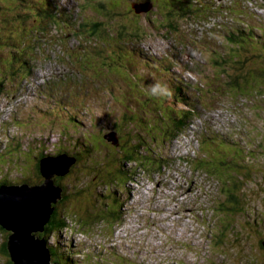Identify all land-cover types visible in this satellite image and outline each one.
<instances>
[{
    "label": "rangeland",
    "instance_id": "obj_1",
    "mask_svg": "<svg viewBox=\"0 0 264 264\" xmlns=\"http://www.w3.org/2000/svg\"><path fill=\"white\" fill-rule=\"evenodd\" d=\"M2 1L0 8L3 13L9 12L7 6H12L11 0H0V3ZM188 1L185 8H191V14L174 15L168 13L165 0H43L53 3L55 11L60 14L52 26L46 25L42 32L31 35L33 39L26 43L22 42L23 38L31 36L23 37L24 34L19 32V22L0 31L1 38L11 44L3 49L1 53L4 56L1 57L16 61L9 67L0 60V64H4L0 65V77L8 75L3 81L5 90L0 92V148L4 149L0 154V181H17L24 173L25 179L42 182L44 176L35 174L37 158H31L30 165L26 167L21 162L25 154L32 152L33 155L42 148L40 151L46 156L55 157L60 155L59 147H69L71 153L75 151L74 147L80 146L78 138L82 137L84 141L81 131L98 133L104 123L109 124L107 117L121 121V113L127 114L123 117L124 127L128 130L131 126L138 128L142 137L137 130L133 138L147 147L151 140L148 127L151 126L154 133L159 126L167 125V110L175 109L173 104L171 108L163 104L155 111L152 104L157 99L158 103H163V99L174 92L186 96L189 101L187 107L194 109L189 111L193 119L183 129L184 135L166 138L163 153H173L168 163L158 172L154 168L149 170L150 174L148 170L137 173V183H131L133 189L129 186L128 190H123V199L130 195L129 204L124 203L129 213L124 218L123 229L116 226L123 221L109 224L115 229L113 240L109 238L106 246L102 243L105 238L100 220H95L93 227L82 225L83 229L72 225V232L67 235L81 244L83 255L88 254L85 259L80 257L82 263L79 264H114L116 261L122 264H176L168 262L173 260L182 264H215L214 261L218 264H264V246L260 242L264 240V101L261 104L264 91L261 93L258 87L231 89L222 74L220 65L223 62L219 59L221 51L232 47L227 36L229 32L233 33L240 24H245L244 21L262 24L259 19L264 18V0H207L201 5L194 0ZM137 4L150 6L136 11L134 6ZM158 15L164 18L168 15L169 19L155 23ZM23 26L33 28L31 22H25ZM249 29L255 30L250 25ZM120 30L126 32L119 35L117 32ZM262 31L264 29L260 28L259 33ZM259 35L258 45L264 46V33ZM247 39V43L252 41L250 36L249 41ZM170 43L182 44L179 49L187 48L190 52L181 56L176 52L178 56L172 58L174 63L171 64L169 59L160 56ZM14 46L21 49V54L10 56L11 52H15ZM250 51L258 56L262 54L256 46ZM154 56L159 60H153ZM17 63L32 67V70L21 78ZM159 67L163 68L162 72ZM253 67V64L244 66L247 70ZM63 72H66L65 76H72L69 77L71 86L58 84ZM41 74H45L49 82H58L45 84V77ZM29 79L40 81L38 90L43 92L46 89L43 93L49 94L50 98L39 97L32 88L27 94H21L23 84H27ZM177 99L180 100L179 97ZM63 104L73 111L78 122H72L65 114L61 118L59 106ZM208 117L227 123L226 134L218 128L211 129V125L207 128L205 120L209 121ZM115 120H110V123ZM39 123L46 126L42 127ZM61 125L69 130L75 143L69 142V135L67 138L60 136ZM195 129L200 133L208 131L209 136H203ZM108 138V142L114 141ZM114 138L117 136L114 135ZM229 140H237L240 144L232 147ZM105 141L101 140L102 143ZM16 145H20V149ZM86 146L91 147V144L86 143ZM80 147H85V144ZM116 147L112 144V149L108 151L117 152ZM103 148L101 145V152ZM226 157L232 158V166L237 162L248 166L247 170H243L239 165L242 173L236 176L241 183L237 192H244L247 198L245 207L243 209V202V210L232 215L233 223L229 228L218 222L219 216L214 213L219 199H224V189L228 190L225 181L233 182L234 179L231 162ZM199 159L211 163L202 165ZM79 163L82 164L80 160ZM101 164L107 166L108 161L103 160ZM257 166L260 171H257ZM77 167L66 173L64 176L69 177L62 182L80 178L87 181L94 175L89 177V174L95 173V167L81 173L76 170ZM243 179L249 181L244 184ZM68 184L65 185V192L70 186ZM230 187L234 188L232 184ZM90 190L92 194L95 190L102 191L101 187ZM74 197H70L73 204H69L66 210H82L80 217L93 204L100 209L103 206L100 199L94 201L89 193H79ZM114 199L110 204L113 209ZM145 226L158 227V238L154 233L145 234ZM217 228L227 231L223 242L220 233L216 236L211 234ZM163 231L167 238H163ZM110 232L111 228L105 234ZM4 236L5 233L0 230V244ZM212 236L215 239L219 236V239L215 241L218 244H211L210 251ZM110 244L115 245L116 251L108 249ZM110 252H115L117 256H112ZM192 252H199L204 258ZM101 255L110 262L94 258ZM1 258L6 260L0 253Z\"/></svg>",
    "mask_w": 264,
    "mask_h": 264
},
{
    "label": "trees",
    "instance_id": "obj_2",
    "mask_svg": "<svg viewBox=\"0 0 264 264\" xmlns=\"http://www.w3.org/2000/svg\"><path fill=\"white\" fill-rule=\"evenodd\" d=\"M165 1H166L167 8H169L167 9L169 14H174V13L191 14V8L189 9L185 8V5L189 3L188 0H165ZM194 1L198 3L199 5L205 4V2L206 3L208 2L207 0L206 1L194 0ZM11 2H12V6H7L10 9L9 12L3 13L2 11L3 9L0 8V11L2 12L0 13L2 15L0 16V20H3L2 22H0V25L4 27V28L0 27V31L5 29V27H12L13 24H16L19 22L21 23V26L19 27V30H20L19 32L24 34L23 37L29 36V35L35 36L37 31L42 32V28H45L46 25L48 27L52 26L53 23H55V21L57 20L56 16L60 15V14H57L58 13L57 11H55V8H54L55 6L53 3L50 4L48 2H43V0H11ZM0 4L2 5L3 1ZM158 5L159 4H157V6ZM162 18L164 17H160L159 15L155 17V20H156L155 23L157 22L159 23V22H162L163 20L169 19L168 15L166 18L164 19ZM259 20L261 21L262 24L258 25L252 22H246L242 20L245 22L246 25L244 23L240 24L239 25L240 27L234 30L233 33L229 32L228 34V32L225 31V35L228 34L227 36L229 40V45H231L232 47H230V49L227 48L226 51L220 50L221 56L219 55V59L221 62H223L220 65V68L223 71L222 73L224 74L223 76L227 78L226 83L233 90H236L238 87L241 90H245L246 89L245 87H258L261 93L264 91V49H263L264 46L258 45V41H257L258 37L260 36L259 34L264 33V31L259 33L260 28L264 29V18L260 17ZM25 22H31L33 24V28H24L23 25L25 24ZM249 25L255 28V30H250ZM125 32H126L125 30H120L117 32V34L120 35V34H124ZM32 36L28 37V39H24L23 37H19V38H23L22 42L26 43L28 40L33 39ZM249 36L252 37V41L247 43L245 42V40L247 38L249 39ZM40 37H41L40 40H42L41 35ZM8 45L10 46L11 44H9L7 40H3L0 35V60L6 62L4 64H8L9 67H12V64L14 65V63L16 62L15 60L12 62V59L7 60L6 58L1 57V56H4L1 52ZM253 46L254 47L256 46L258 50L262 53L260 56H258L259 54H255L250 51V49ZM14 48H15V52H11L9 54L10 56H13L15 54L17 55L21 54L20 53L21 49H19L16 46H14ZM126 50L131 51V49H126ZM4 64L1 63L0 65H4ZM247 64L249 65L253 64L254 67L251 70H247L244 68V66ZM17 70L22 75L21 76L22 78V77H25L27 73H29L30 70H32V67L28 68L27 65L19 66L18 64ZM41 75L45 77V74H41ZM7 77L8 75L6 76L4 75V77H0V92H3L5 90V84H3V81L7 80L6 79ZM29 80L30 81L28 82L27 85L26 83L23 84L24 89L22 88V92H20L21 94H26L27 93L26 91H28V87H32V86L34 87L35 84L37 83L33 79H29ZM46 82L47 80L45 78V83ZM58 84H62L63 86L68 85L69 79L66 78L63 81L60 80ZM150 85L151 87H154V85L153 86L152 84ZM178 85L180 86V84ZM191 87H194V86L191 84ZM39 93H40L39 97L45 98L44 96H46L45 98L46 100L50 98L49 94H45L42 91H38L37 94ZM138 94L139 93H137V95ZM153 95L154 94L152 92V96ZM173 95H174V98H173ZM177 97H179L180 100H178ZM138 98H140V95H138ZM196 99L198 100V97H196ZM262 101H264L263 96L261 98V104H262ZM151 102L152 101H150V103ZM158 102L159 100L157 99L156 103L158 105L154 102L152 104V107L154 108L155 111L158 110L160 106H162L163 104L166 105V107L170 106V108L173 104L175 106V109L167 110V116L169 119L167 125L159 126V128H157V131H155L154 133L152 132L153 128L151 126L148 127L147 132L151 140L148 143L149 145L147 147H143L141 145L142 143L136 142V140L134 139L136 137V134L134 133V131H137L138 128H136L135 126H131L130 130H128L124 127L125 124L122 122L124 120L123 117L127 116V114L125 113L124 114L121 113V116H120L121 121L115 120L114 119L115 117L113 118L107 117V122H109V124L105 125L104 123L103 129H101V131L99 130L100 132L98 131V133L88 134L86 130L81 131L80 133H82L81 136H83L84 141H82V137H80L78 138L77 143L80 144V146L85 144V147H80V146L74 147V150L78 152L73 151L69 153L70 151L69 147H59L58 154H61L60 149H63V151L66 153L67 156H70L74 159V162H73L74 164L72 163L69 173H71L72 170L77 165L78 167L76 170H78L79 173H81L82 171L90 167H95V169L93 170V172L95 171V173L89 174V177L92 174H94L93 177L91 176L90 178L92 180L88 179L87 181H84L80 178L79 180H76V181L75 180L68 181L69 184L67 182H62L63 180L65 181V178H68L69 176L67 177L66 176H55L54 177L55 184H57L59 187L62 188L61 197L56 203L53 204L54 206L53 212L50 215L49 221L45 224L44 230L36 234L40 237L45 238V241L47 242V246H49L50 251H51L52 261H55L58 264H79L81 262L79 261V259H81L80 257H83L82 259H85L88 256V254L86 256L83 255L82 247L80 246L81 244L77 242L75 238L71 237L70 235H67L68 232H72V225L77 226V228L80 227L81 229H83L82 225H84V227L86 228H88V226L93 227L94 221L100 220L102 222L101 231H103V234H104L103 239L105 238V240L103 241L101 240L102 243L104 245L107 244V242L109 241V238L113 240L115 229L113 226L111 227L109 224L111 223L119 224L120 222L124 220L123 218L124 214L126 213V215H128L129 213V208L127 207V205H123V204L126 202L129 204L130 195L126 197V200L123 199V196H124L123 190L124 189L128 190L129 186H131L133 189V186L131 185V183L136 182L137 179L135 176L137 173L148 170V174H150L149 170L152 171L154 168H156L157 169L156 172H158L165 166V164L168 163V159L172 157L173 153H168V154L163 153L164 150H166V147H165L167 143L166 138L169 136L170 137L168 139L176 138L179 134H181L184 131L183 130L185 129L184 126H187L188 124H190L193 118L192 119L190 118L191 116L189 114V111L191 109L187 107L189 101L186 96H181V95H178L177 92H174L172 93V95H169L168 97L164 98L162 101L163 103H158ZM64 106L68 107L66 104L59 106V109L62 111L61 118H63L65 114L67 118H70L72 122H78L73 111L71 109L68 110ZM57 115H58V112H57ZM110 120H115V122L111 124ZM139 122H143V121H139ZM39 125H41V123H39ZM41 126L44 127L46 126V124L41 125ZM139 129L141 128L139 127ZM49 130H52V128H49ZM59 131H61L60 136L67 138V135H69L70 143L76 142V140L68 132L69 130L65 126L60 127ZM111 133H114L117 136L116 142H113V141L108 142V139H109L108 137H109V134ZM133 133L135 134V137L133 136ZM201 133L203 134V136L205 135L209 136L210 132L207 131V132H201ZM137 134L141 136V134L139 133V130L137 131ZM101 140H106V141L102 143ZM86 143L91 144V147H87ZM112 144L117 146L116 147L117 152L115 151L112 152L111 150L108 151V149L111 147ZM124 144H126L127 147ZM133 144L137 147H135ZM237 144H240L239 141L236 140V141L231 142L229 140L230 146L237 147L235 146ZM64 145L65 144H63V146ZM101 145H103L104 147L102 152H101ZM161 145H164V147H161ZM16 148L20 149V145ZM40 150H42V148ZM40 150H38L35 154L33 152V155H32L31 150H29V152L31 153L25 154L24 158L21 159V162H23L24 166L28 167L30 165L29 164L30 159L33 157L34 158L36 157L38 161L36 162L35 174L42 176L41 171H40V159H42L46 155ZM3 152H4V149L0 148V154ZM79 160L81 161L82 164L79 163ZM103 160H106V162L108 161L107 166L101 164ZM226 160L231 162V171L234 172L233 173L234 179L232 180L233 182H230V180L225 181L224 185H226L225 187H227L228 190L226 188L224 189L226 190V193L223 194L224 199L223 200H221V198L219 199V203L218 205H216L214 209V213L216 214V216L217 215L219 216L218 222H221L224 227L229 228L232 226V223H233L232 215H237L245 207V202L247 198L244 192L241 193L243 196L239 192H237V190L241 188L240 187L241 183L240 181L237 180L236 176H240L241 175L240 173H242L240 170V166L243 167V170H247L248 166H245L243 162H237L235 163V166H232V163H233L232 158L230 157L229 159L227 158ZM199 161L202 162V160L200 159ZM84 163L87 165H85ZM206 163L209 164L211 162L203 161L200 164L203 165ZM257 169H258L257 171L261 170L260 167L258 166H257ZM95 174H98V175H95ZM103 174L106 176V179H105V176H103ZM20 175L21 177L17 181L2 178L3 180L0 181V185L1 184H20V183H26V184L31 185V184L40 183L39 180L37 182L35 181L32 182L30 181V179L29 180L25 179L26 176L24 175V173ZM252 177L253 176L249 178L250 181ZM99 181H101V183H96ZM243 181H244V184H246L249 180L246 181L243 179ZM93 183L95 184L92 185ZM66 184L70 185L72 188L71 189L69 186L67 188V192H65ZM231 184L233 185L234 188L230 187ZM97 187H101L102 191L95 190L94 194H92L90 188H97ZM75 188H76V191H75ZM79 193H81L82 195L89 193L94 201L96 200V198L100 199L103 206H101V209H100V208H97L93 204L92 208H89V210L86 209L87 212L83 214V217L79 216L82 213V210H79V209L76 210V208L71 209V211L69 210V208L68 210H66V208L69 207V204L70 205L73 204L70 197L75 199L74 196H76ZM113 198H115L114 199L115 209L111 208V205H110L113 202L112 201ZM243 202H244V205L242 209ZM107 205H110V206H107ZM99 211H101V215H99ZM122 211H126V212L124 213ZM72 217L73 219L70 221ZM116 226L119 228L121 225H116ZM110 228H111V232L109 234H105V232L109 230ZM0 230L5 233L4 240L0 244V253L6 257L5 261H3L2 258L0 259V264H3V263L11 264L12 262L10 259V255L6 247V241H7V236L9 232L3 229L2 227H0ZM153 233L157 234V231L150 227H148L147 231H145V234H148V235L153 234ZM226 233H227L226 230L217 228L214 230V233H211V234H215V236L219 234L220 240L221 242H223L227 235ZM85 235L89 236L87 232H85ZM217 237H218L217 239H219V236ZM215 238L216 237L212 236V238H210V242L207 239V243L209 242V248H210L209 250H211V244L212 245L214 243L218 244L215 242L217 240ZM262 245L264 246V240L262 241ZM108 249L112 251H116L115 245H112V244H110ZM102 251L103 250H101V253ZM192 253L202 259L204 258L199 252H192ZM110 254L114 257L117 256L115 252H110ZM94 258H97L99 261L110 262V260L107 259V257H105L104 255L94 256ZM208 258H205L204 260H207ZM118 260L127 262V260H124V259H118ZM89 261L91 262V260ZM168 262L182 264L181 262L174 261V260L168 261ZM94 263L98 264V262H94ZM214 263L218 264L216 261H214ZM114 264H122V263H120L119 261H116L114 262ZM127 264H133V263L127 262Z\"/></svg>",
    "mask_w": 264,
    "mask_h": 264
},
{
    "label": "water",
    "instance_id": "obj_3",
    "mask_svg": "<svg viewBox=\"0 0 264 264\" xmlns=\"http://www.w3.org/2000/svg\"><path fill=\"white\" fill-rule=\"evenodd\" d=\"M149 6L135 5L134 8L138 11ZM116 139L113 138V142ZM73 162L74 159L65 154L44 156L40 159L42 182L0 185V227L9 232L6 247L11 264H58L52 261L45 238L36 234L44 230L53 204L61 197L62 188L55 184L54 177L68 173Z\"/></svg>",
    "mask_w": 264,
    "mask_h": 264
},
{
    "label": "clouds",
    "instance_id": "obj_4",
    "mask_svg": "<svg viewBox=\"0 0 264 264\" xmlns=\"http://www.w3.org/2000/svg\"><path fill=\"white\" fill-rule=\"evenodd\" d=\"M153 91H155V89H153ZM191 110H194V109H191ZM204 118H205V116L201 119V120H204ZM208 119H209V124L211 125V129H216V128H218V126H219V124H222L221 123V120H218V122L217 123H213L212 124V120L213 119H211V117H208ZM224 124V123H223ZM185 127V129L187 128V126H184ZM180 135H184V131L180 134ZM123 205H127V204H123ZM122 212H126V211H122ZM127 216H126V213L124 214V216H123V218H126ZM140 220V219H139ZM123 222H124V220H123ZM142 223V222H141ZM123 225H125V222L124 223H122L121 224V226L119 227V229H123L124 228V226ZM147 228H148V226H145V231H147ZM152 229H155L156 231H157V233H158V227H151ZM164 232V231H163ZM150 235H152V234H150ZM153 235H156V238H158V236H157V234L156 233H154ZM167 234L164 232V237L163 238H167ZM211 251V250H210Z\"/></svg>",
    "mask_w": 264,
    "mask_h": 264
},
{
    "label": "bare ground",
    "instance_id": "obj_5",
    "mask_svg": "<svg viewBox=\"0 0 264 264\" xmlns=\"http://www.w3.org/2000/svg\"><path fill=\"white\" fill-rule=\"evenodd\" d=\"M250 22V21H249ZM246 25V24H245ZM109 137L111 138V139H113L114 138V135H111V134H109ZM61 151V154H65L66 155V153L63 151V149L62 150H60ZM181 188H184V186L183 187H180V189ZM152 189V188H151ZM150 189V190H151ZM176 189H178L177 187H176Z\"/></svg>",
    "mask_w": 264,
    "mask_h": 264
},
{
    "label": "flooded vegetation",
    "instance_id": "obj_6",
    "mask_svg": "<svg viewBox=\"0 0 264 264\" xmlns=\"http://www.w3.org/2000/svg\"><path fill=\"white\" fill-rule=\"evenodd\" d=\"M263 240H260V242L262 243Z\"/></svg>",
    "mask_w": 264,
    "mask_h": 264
}]
</instances>
